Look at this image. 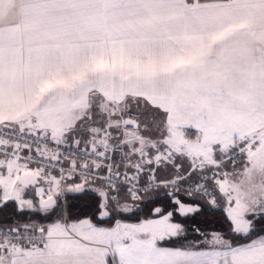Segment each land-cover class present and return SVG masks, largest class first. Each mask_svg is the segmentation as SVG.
<instances>
[{"label":"snow or ice","instance_id":"6c2138e0","mask_svg":"<svg viewBox=\"0 0 264 264\" xmlns=\"http://www.w3.org/2000/svg\"><path fill=\"white\" fill-rule=\"evenodd\" d=\"M0 264H264V0H0Z\"/></svg>","mask_w":264,"mask_h":264},{"label":"trees","instance_id":"16d2710c","mask_svg":"<svg viewBox=\"0 0 264 264\" xmlns=\"http://www.w3.org/2000/svg\"><path fill=\"white\" fill-rule=\"evenodd\" d=\"M119 154H117L118 157ZM75 194L69 195V197H72ZM183 194H181L182 196ZM63 202V200H62ZM63 203L71 204L73 207V215H80L82 211L87 210V205L84 203L83 200L79 199H68L64 201ZM171 200L166 195L164 190H155L152 191V193L149 196H146L142 201L138 202V207L133 210L131 213H125L122 214V216L129 217L128 221L136 222V217H139L140 219H144L148 216V210L151 209L154 206H170ZM204 210L202 215L198 217V220L201 224H206L209 228H220V227H226L224 224V218L223 213L220 210L212 209L209 210L206 205L203 206ZM169 210H172L171 207H169ZM33 218L39 219V216H37L35 213L32 214ZM22 219H27V217H22ZM183 218L177 216L176 220L180 221Z\"/></svg>","mask_w":264,"mask_h":264},{"label":"crops","instance_id":"0c3cea01","mask_svg":"<svg viewBox=\"0 0 264 264\" xmlns=\"http://www.w3.org/2000/svg\"><path fill=\"white\" fill-rule=\"evenodd\" d=\"M68 195H71V194H68ZM29 198H31V197H29Z\"/></svg>","mask_w":264,"mask_h":264},{"label":"rangeland","instance_id":"374dc122","mask_svg":"<svg viewBox=\"0 0 264 264\" xmlns=\"http://www.w3.org/2000/svg\"><path fill=\"white\" fill-rule=\"evenodd\" d=\"M127 222H131V221H127ZM134 223V222H133Z\"/></svg>","mask_w":264,"mask_h":264},{"label":"built area","instance_id":"2783aa9c","mask_svg":"<svg viewBox=\"0 0 264 264\" xmlns=\"http://www.w3.org/2000/svg\"><path fill=\"white\" fill-rule=\"evenodd\" d=\"M153 191H155V190H153ZM64 202V201H63Z\"/></svg>","mask_w":264,"mask_h":264}]
</instances>
